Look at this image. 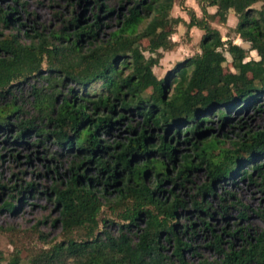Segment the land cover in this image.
<instances>
[{
    "label": "trees",
    "instance_id": "obj_1",
    "mask_svg": "<svg viewBox=\"0 0 264 264\" xmlns=\"http://www.w3.org/2000/svg\"><path fill=\"white\" fill-rule=\"evenodd\" d=\"M124 1L127 10L118 14L116 27L103 38L98 36L105 23L100 14L92 23L82 24L73 16L67 29L21 34L12 28L10 8H0V26L5 29L0 32V97L23 80L46 83L34 87L28 115L16 99L0 103V129L16 117L18 138L36 127L39 136H52L76 149L71 176L52 187L60 208L54 220L61 227L60 240L50 241L34 227L46 245H28L29 231L0 226L14 245L10 253L0 247V264H194L188 259L191 243L177 231V209L184 201L172 189L170 196L161 190L177 155L167 134H177L178 125H187L184 132L191 137L186 140L195 155L180 154L175 180L184 186L190 171L202 165L207 173L192 195L195 208L208 212L204 198L212 195L215 183L236 173L245 175V164L253 166L249 175L256 173L264 190V166L257 162L264 158V129L247 130L228 141L201 124L214 112L226 121L228 109L264 101V0H197L202 15L179 0L189 21L172 15L178 0ZM260 2L261 9H256ZM97 5L101 10L108 7L100 1ZM232 11L239 19L234 30L250 48L225 40L215 25L226 24ZM180 24L187 32L194 27L204 32L201 51L178 61L160 78L154 67L163 51L177 45L173 34ZM251 51L259 59L248 60ZM226 53L232 59L229 71ZM68 82L73 86L63 94L60 88ZM129 113L138 114L141 122L130 123L125 141L107 143L101 132ZM148 128L156 129V141L151 142ZM91 162L105 175V184H115V194L86 175V163ZM105 205L118 211V230L110 229L102 217ZM3 207L12 211L16 203L5 201L0 210ZM260 215L264 221V209ZM142 218L144 225H137ZM170 239L174 249L169 253L163 242ZM215 242L219 257L205 264H264V229L245 238L240 248L226 245L220 234Z\"/></svg>",
    "mask_w": 264,
    "mask_h": 264
},
{
    "label": "rangeland",
    "instance_id": "obj_2",
    "mask_svg": "<svg viewBox=\"0 0 264 264\" xmlns=\"http://www.w3.org/2000/svg\"><path fill=\"white\" fill-rule=\"evenodd\" d=\"M107 4L113 8L111 12L103 8L97 2ZM179 2V0H178ZM262 2L254 5L256 9H261ZM1 9L11 10L14 22L12 28L19 30L21 34L25 31L34 33L36 30L50 33L60 28L67 29L69 21L73 16L79 18L82 24L95 21V14L103 17L102 28L98 32L100 38L106 37L115 27L118 14L127 10V1L124 0H0ZM184 14L187 21L190 20L187 10L177 7L172 15ZM110 16H107V15ZM106 15V16H104ZM239 19L234 11L230 12L226 24L217 25L224 39L231 38L235 42L245 43L236 33V27ZM0 26V32H4ZM203 31L194 27L187 32L185 25L180 24L173 40L177 45L169 51H163V57L160 63L154 67L158 77L164 78L178 61L192 56L201 51L200 41ZM250 48V47H248ZM146 55H149L146 52ZM228 61L226 71L233 69L229 63L231 56L226 53ZM259 59L256 51H251L249 59ZM45 81L39 82L33 79L23 80L13 86L10 93L0 97V103L11 99L18 100L24 104L27 115L30 113L29 106L32 91L35 86L45 85ZM73 86L68 82L60 89L67 93ZM62 95L58 96L61 101ZM261 104H260V103ZM247 107L230 108L226 111L227 119L224 121L217 112L205 116L201 124L207 132L219 134L226 140L242 136L247 130L264 129V101L260 100ZM12 117L9 125L0 129V205L5 201H14L16 208L10 211L3 207L0 210V226H13L20 231H29L26 233L27 244L46 245L39 238V234L34 230L38 229L48 240H60L61 227L54 224L60 215V208L56 203V196L52 187L57 183H64L72 174L71 165L75 160L76 149L67 145H60L51 137L39 136L36 127L25 132L22 138H18V118ZM44 121L39 124L46 123ZM141 122V117L136 113L126 114L125 118L120 119L112 125L108 132H101L102 137L107 143L114 145L116 141H125L130 136L128 130L130 123ZM187 125H178V133L169 132L167 139H171L176 148V161L170 163L169 177L161 185V190L165 196H170V189L184 201V206L179 207L176 218L177 231L180 236L191 243L192 251L188 254V259L194 264H205L218 259L216 251L217 235H222L226 245L233 244L240 248L245 242V238L256 236L264 229V221L260 212L264 209V190L259 182V177L255 175L250 177L253 172L251 164H245L243 169L247 171L245 175L236 173L233 177L221 184L215 183L212 195L204 198L198 196L199 200L203 198L209 203L208 212H201L194 207L192 195L197 192V188L206 180L205 166L190 171L189 181L182 186L180 180H175L178 166L181 160V153H191L194 151L190 143L186 140L185 131ZM52 128V125L50 126ZM210 130H209V129ZM151 142L157 140V131L155 128H148ZM257 162L264 166V158H259ZM87 176L93 178L97 187H106L109 195L115 194V184L109 182L105 184L106 177L100 172L96 162L86 163ZM119 170L120 167H119ZM148 179L153 181V175ZM261 180V179H260ZM3 186V187H2ZM14 187V188H13ZM20 200V201H18ZM117 212L105 205L102 217L106 218L109 228L118 230L120 218ZM145 219L139 220L137 225L143 226ZM208 228V229H207ZM25 236V235H24ZM29 245V244H28ZM163 245L168 248L170 253L174 249V240L164 241ZM0 247L6 253L14 250V245L10 242V237L0 231Z\"/></svg>",
    "mask_w": 264,
    "mask_h": 264
},
{
    "label": "crops",
    "instance_id": "obj_3",
    "mask_svg": "<svg viewBox=\"0 0 264 264\" xmlns=\"http://www.w3.org/2000/svg\"><path fill=\"white\" fill-rule=\"evenodd\" d=\"M184 4H185V6L187 8L195 9V11L197 12L198 15H202V10H201L197 0H184ZM177 7L183 8V6H181L179 2H176L175 6L173 8V12H174L175 8H177ZM208 10L210 12H215L216 11V7H209ZM174 16H181V17L185 18L186 20H188L186 18V16L184 14H182V13L180 15H174Z\"/></svg>",
    "mask_w": 264,
    "mask_h": 264
},
{
    "label": "water",
    "instance_id": "obj_4",
    "mask_svg": "<svg viewBox=\"0 0 264 264\" xmlns=\"http://www.w3.org/2000/svg\"><path fill=\"white\" fill-rule=\"evenodd\" d=\"M236 43H238V44H240V45H242L243 47H246V48L251 46L250 43H248V42H245V43L236 42Z\"/></svg>",
    "mask_w": 264,
    "mask_h": 264
}]
</instances>
